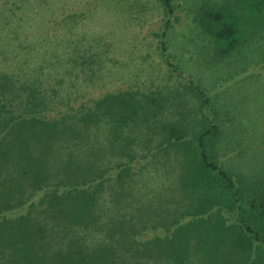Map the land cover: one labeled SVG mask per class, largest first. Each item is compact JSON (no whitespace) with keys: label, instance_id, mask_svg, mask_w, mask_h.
<instances>
[{"label":"rangeland","instance_id":"rangeland-1","mask_svg":"<svg viewBox=\"0 0 264 264\" xmlns=\"http://www.w3.org/2000/svg\"><path fill=\"white\" fill-rule=\"evenodd\" d=\"M233 1L170 0V11L160 0H0V72L34 82L49 115L119 89L154 96L139 95L138 118L122 129L102 118L57 152L107 167L98 219L75 233L89 246L111 243L117 264H168L149 239L171 235L184 219L181 156L167 145L164 124L196 129L207 115L218 126L221 164L264 188V13L243 24L226 54L199 20L205 8ZM256 243L249 255L225 244L199 249L195 264H264V241Z\"/></svg>","mask_w":264,"mask_h":264},{"label":"trees","instance_id":"trees-1","mask_svg":"<svg viewBox=\"0 0 264 264\" xmlns=\"http://www.w3.org/2000/svg\"><path fill=\"white\" fill-rule=\"evenodd\" d=\"M160 1L172 10L170 0ZM263 13L264 0H234L205 8L199 20L218 52L226 54L241 42L243 24ZM141 94L133 88L109 91L88 106L83 102L49 115L34 82L0 72V264H117L111 243L89 246L75 233L98 219L107 167L95 159L60 160L57 152L70 149L102 118L114 130L135 121ZM143 97L154 98L151 93ZM197 124L196 129L177 122L163 125L167 145L181 156V186L189 199L171 235L149 239L168 264H195L197 250L207 254L223 244L249 255L254 243L264 241V188L237 180L221 164L217 124L207 115ZM129 168L124 165L120 172ZM72 231L77 236L58 243L57 235Z\"/></svg>","mask_w":264,"mask_h":264}]
</instances>
